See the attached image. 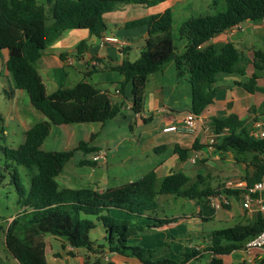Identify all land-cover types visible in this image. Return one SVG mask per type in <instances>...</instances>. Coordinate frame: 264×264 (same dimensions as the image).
I'll return each instance as SVG.
<instances>
[{"label": "trees", "instance_id": "obj_1", "mask_svg": "<svg viewBox=\"0 0 264 264\" xmlns=\"http://www.w3.org/2000/svg\"><path fill=\"white\" fill-rule=\"evenodd\" d=\"M168 0H0V61H5L14 90L29 95L32 106L41 112L46 121L39 122L26 132V141L20 150L0 145L6 163L5 171L0 166V187L7 176L15 185L21 212L13 219L6 231L5 245L19 264H47L46 242L43 237L64 239L73 249H86L92 254L105 253L103 246L96 247L91 232L97 225L84 216L97 217L105 229L104 240L109 254L136 258L142 264H186L196 258L193 250L184 261L158 260V250L145 249L132 240L145 231L161 229L181 218H158L157 198L173 195L190 200L215 197L218 189L207 185L206 177L196 180L183 173H172L158 187V176L152 171L136 182L99 192L90 188L60 189L57 177L63 172L76 151L86 154L99 151L90 147V142H81L77 148L65 152H45L42 146L51 134V126L105 123L122 112L115 106L111 96L91 83L82 81L72 88H60L48 94L39 72V61L66 31L88 30L93 36L103 37L108 26L105 15L114 12L117 6L144 5L154 7ZM227 10L214 16L191 18L180 29V39L187 42L183 52L173 38V14L170 9L162 13L130 21L126 29L147 28L145 48L140 59L124 60L112 70L125 80L120 85L124 91L132 84L133 111H144L145 89L148 77L163 69L171 61L176 62L178 76L184 67L190 73L192 113L202 115L214 103L217 76L238 71L241 52L232 43L222 47L209 46L212 38L246 21L264 19V0H226ZM86 42L79 44L82 53ZM254 66L264 70V51L254 53ZM242 72V71H239ZM260 77L254 74L242 86L254 93ZM245 122L237 116L216 119L212 127L219 135L216 147L221 151L234 150L239 154L254 153V165L258 169L252 185L264 177V141L251 136ZM181 159L184 153L176 149ZM82 166L97 167V163L83 161ZM32 172L29 187L25 186L18 167ZM238 193L236 191H231ZM119 211L133 218L148 217L153 221L146 227L133 225L130 219H117L112 213ZM264 230V216L253 224L216 230L212 234L209 251L214 255H228L241 251L245 243ZM169 246L168 243L164 244ZM72 255V254H71ZM96 264V263H94ZM211 264H223L213 259Z\"/></svg>", "mask_w": 264, "mask_h": 264}, {"label": "crops", "instance_id": "obj_2", "mask_svg": "<svg viewBox=\"0 0 264 264\" xmlns=\"http://www.w3.org/2000/svg\"><path fill=\"white\" fill-rule=\"evenodd\" d=\"M141 7L148 10L145 16L130 20L129 16L122 14L124 11L126 14L137 12L142 9ZM154 7L120 4L114 12L105 15L104 19L108 30L103 36L117 35L121 41L126 43L124 49L113 44L101 46L100 38L93 36L86 30H82L83 32L79 33L81 35L73 33V31H66L45 51L39 61V72L47 87L48 94H53L60 88H65V86H62V82L58 84L55 72H60L67 67H73L76 62L81 65V68L75 69L73 72L84 74L88 79L93 78L94 74L99 71L104 72V75H101L102 77L98 80V84L101 86L110 83L114 90L94 86L110 94L113 105L122 106V112L112 121L129 126L134 134L136 133L135 129L142 132L141 136L139 135L140 138H136L137 141H133L132 151L122 161L123 164H130L134 168L132 170L137 171L136 175L132 176L131 174L122 181L118 180L117 168L114 165L109 167L106 162V169L99 168L103 163H97L98 165L95 169L89 166L92 169L86 179L85 176L88 171L84 172L83 168H81L80 171L76 172L74 179H71L70 175L61 173L57 177V182L60 189L90 188L104 192L111 188L108 185L112 179L121 181V183H124L121 184L123 186L140 180L152 171L156 172L158 176V187L172 173H183L193 180H196L199 176L206 177L208 179L207 185L218 189L219 194L217 196L209 199L192 200L197 204L195 213L186 215L184 218L176 216L181 218L179 222L171 223L161 229L145 231L133 238L132 242L139 244L145 249L158 250V260L168 259L180 263L184 261L185 255L191 254L195 250L198 252V256L186 264L198 263L204 259L207 260V264H211V261L215 258L222 260L223 264H263L260 258L257 257L259 255L258 251L247 253L241 250L228 255L212 254L209 251L212 235L211 239H208L205 229L209 220L227 223L238 221L233 225L236 226L238 224H253L260 216L256 212L245 211L242 207L239 193H233L231 192L232 190L226 187V183L230 180H244L249 184L248 180L255 178L258 172V169L253 164L255 154L250 152L239 154L234 150L221 151L216 147L219 139L213 146L210 144V139L215 134L212 124L216 119H226L235 115L245 122L244 127L248 128L251 133L255 120L264 115V70L257 71L254 66L255 51H264V19L246 21L240 27L216 35L203 46V49H206L209 46L222 47L228 43L235 45L241 52V58L237 66L238 71L217 76L214 103L202 115L198 116L197 125L193 131L181 129L178 132L166 133L164 132L166 127L179 125L183 116L192 111V94L188 68L184 67L183 71V77L189 79H187V92L184 97H175V94L179 92L178 83L174 82L169 85L170 81L173 80L169 76V72L174 67L177 69L175 61L169 62L161 71L150 75L145 89L144 111L141 114L135 113L132 109V84L129 83L124 91H121L120 85L125 80V77L112 70L114 63L120 64L126 59L135 62L140 58L146 43L147 28H136L140 29V31L135 32L136 29H126L125 25L130 21L154 15L153 12H150ZM138 36L142 37L144 44L140 48L141 53H138L137 57L135 56V60H131L132 43L134 38ZM182 41L183 44L180 47L184 49L187 42L185 40ZM82 42H86V46L82 53H79L77 48ZM179 52L181 53L183 50ZM64 73L66 79L67 77L69 78L71 73H67L66 70H64ZM44 74L55 83L53 91L48 89ZM254 74H258L260 78L257 81L255 92L249 93L242 85L249 82ZM17 92V94L23 96L24 91L17 90ZM44 118H42V122L47 119ZM107 123L99 124H101L102 128H105ZM32 127L33 125H28L27 122V131ZM90 147L98 148V152H105L106 154L110 150L109 148L104 149L102 145L90 144ZM176 149L186 151L184 160L181 159ZM260 158H262V155H260ZM85 160L92 162V158L82 159L79 161V166L82 167L81 163ZM109 172H111L110 175ZM60 176L62 177V182L58 180ZM117 187L120 186L115 188ZM161 197L164 196H159V200ZM159 200L157 202L160 211L162 206ZM226 213H230L231 217L224 219V214ZM112 215L117 219H130L133 225L146 227L153 224V221L148 217L131 218L119 211H114ZM156 216L158 218L168 217L164 213L162 215L156 214ZM173 217L175 218V216ZM214 231L216 230L211 231L212 234ZM51 238L61 242L62 245L65 244V250H71V252L54 251L46 236L44 241L46 242L47 264H50L48 254H50L53 264H142L136 258L109 254L104 245L105 253L97 255L83 248L73 249L67 245L64 239L53 236ZM165 243H168L169 246H165ZM98 246L100 245L96 244V247ZM49 247L50 250L48 249Z\"/></svg>", "mask_w": 264, "mask_h": 264}, {"label": "rangeland", "instance_id": "obj_3", "mask_svg": "<svg viewBox=\"0 0 264 264\" xmlns=\"http://www.w3.org/2000/svg\"><path fill=\"white\" fill-rule=\"evenodd\" d=\"M141 8L142 9H139L137 12L134 11L130 14H126L124 11L122 14L124 16H129L128 18L133 20L139 16H145L148 13L147 9H143V7ZM167 9H170L173 14V38L175 40V44L179 47V50L182 51L183 47H180L183 44V41L180 39L181 26L191 18L214 16L218 13L225 12L227 10V3L226 0H169L168 2L166 1L155 6L152 10H150V12H153V14H159ZM69 31H73V33L81 35L79 33L85 30ZM139 31L140 29L135 30V32ZM143 44L144 42H142V37L138 36L137 38H134V42L132 43V55L130 57L131 60H135V56L137 57L138 53H141L140 48ZM120 64L114 63L113 67ZM79 68H81V65L76 62L73 67H67L62 69L60 72H55L58 84L62 82V86H65V88H72L78 82L87 80L89 83L96 85L98 88L106 87V89L112 91L114 90L112 89V86H110V83L101 86L98 84V80L102 77L101 75H104V72L99 71L94 74L93 78L88 79V77H85L84 74H77L73 72L75 69ZM64 70H66L67 73H71L67 79ZM43 76L48 89L53 91L55 83H53L51 79H48V76L45 74ZM169 76L173 79L170 81L169 85H172L174 82L179 85V92L175 94V97H184L187 92L188 78L183 77V75L179 77L178 71L175 67L171 72H169ZM17 93V90H14L11 83L10 75L6 71L5 61H0V145L13 150H20L24 145L26 141L27 122L28 125L32 124L34 126L37 123L42 122V118H44V115L32 106L29 95L26 92H23V96ZM44 119H46V117ZM134 131L136 132L135 134L129 126L116 121L113 122L112 120L108 121L105 128H102L99 123L73 124L68 126L52 125L51 134L44 142L42 150L45 152L70 151L75 147L77 148L81 142H90L91 138L94 137L90 144L102 145L104 149H110L107 154V164H109V167L114 165L117 168V173L119 175L117 179L122 181L131 174L132 176L137 174V171L132 170L134 168H132L130 164L122 163V161L126 159L128 153L132 151L134 146L133 141H137L136 138H140L142 134L140 130L135 129ZM108 144L110 145L108 146ZM92 157L93 154H86L82 150L76 151L74 157L67 163L62 174L70 175L72 177L71 179H74L76 172L83 168L82 170L84 172L88 171L85 176L86 179L89 177L92 168L89 166H79V161L82 159H91ZM6 163L7 161L0 152V166L2 167V172L5 174L7 173L5 171ZM105 163L106 162H103V165L99 168L106 169L107 164L105 165ZM18 170L25 186L29 187L32 172L23 166L18 167ZM110 174L111 172H109V175ZM9 177L10 176L8 175L7 181L0 187V264H18L5 245L7 228L22 210V207L18 205L16 187L11 183ZM61 179L62 177L60 176L58 179L59 182H62ZM117 179H112L108 186L115 188L116 186L124 184L121 183V181H117ZM157 200H159V197ZM159 201L161 203L160 205L162 206V210L158 211V214L162 215V213H164L170 218L173 216H175V218H177L176 216H182V218H184V216L193 214L197 210L196 202L186 198H179L171 195L161 197ZM84 218L94 221L97 225L96 229L91 232L92 241L100 246H106V241L104 240L105 229L102 223L98 221L97 217L84 216ZM237 222L238 221H232L227 223L209 220L207 221L205 229L207 233L206 237L211 239L212 230H221L229 226H233ZM47 237L54 251L64 253L71 252V250H65V244L62 245L61 242H57L52 238L50 239L51 236ZM45 239L46 237H43V240ZM48 249L50 250V247ZM48 259L49 263L53 264L50 254H48ZM194 264H207V260L204 259Z\"/></svg>", "mask_w": 264, "mask_h": 264}, {"label": "built area", "instance_id": "obj_4", "mask_svg": "<svg viewBox=\"0 0 264 264\" xmlns=\"http://www.w3.org/2000/svg\"><path fill=\"white\" fill-rule=\"evenodd\" d=\"M240 27V25L232 28L235 29ZM101 46H106L108 44L118 45L121 48L126 47V43L120 40L117 35L111 36H103L100 38ZM198 116L194 113L190 112L183 116L179 125H170L164 129V132H178L179 130H187L193 131L197 125ZM251 136L258 141H264V115L257 118L254 122L253 129L251 131ZM219 135L216 133L210 139L211 146L217 143ZM264 162V154L262 155ZM92 162L94 163H103L107 162V154L105 152H98L93 155ZM227 189L232 191H236L239 193L242 207L245 211L256 212L261 216H264V177L258 181L253 183L252 185L248 184L247 181L244 180H230L226 183ZM231 217L230 213L224 214V219H228ZM242 251L247 253H252L254 251H258L262 263L264 264V230L259 233L254 238L248 240Z\"/></svg>", "mask_w": 264, "mask_h": 264}]
</instances>
